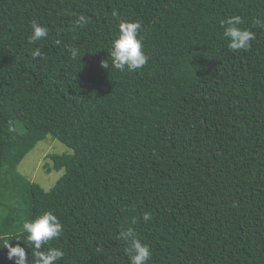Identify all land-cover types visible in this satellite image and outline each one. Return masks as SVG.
<instances>
[{
    "label": "trees",
    "instance_id": "obj_1",
    "mask_svg": "<svg viewBox=\"0 0 264 264\" xmlns=\"http://www.w3.org/2000/svg\"><path fill=\"white\" fill-rule=\"evenodd\" d=\"M233 15L256 34L247 52L223 38ZM257 19L264 0H0V233L51 210L58 264H129L127 227L147 264H264ZM33 20L49 34L29 44ZM120 21L142 25L150 59L136 72L100 66ZM48 136L73 150L49 154L48 172L65 169L50 190L19 167ZM0 264H13L6 250Z\"/></svg>",
    "mask_w": 264,
    "mask_h": 264
},
{
    "label": "clouds",
    "instance_id": "obj_2",
    "mask_svg": "<svg viewBox=\"0 0 264 264\" xmlns=\"http://www.w3.org/2000/svg\"><path fill=\"white\" fill-rule=\"evenodd\" d=\"M114 17H118L117 10L112 11ZM84 15L77 17L75 23L81 27L87 24ZM255 25L264 28V19L254 21ZM244 19L240 15H233L221 20L223 38L229 50L247 52L251 42L256 39V34L244 27ZM142 25L139 21H120L118 32L111 42V62L101 61L103 69H112L119 72H136L145 66L150 57L144 50L143 40L139 30ZM31 34L28 36V43L35 44L49 34L46 26L33 20L31 22ZM59 44L60 41H57ZM71 56L75 59L79 55L76 48L69 49ZM39 48L32 52V57H41ZM142 219L148 222L152 219L149 212L142 215ZM133 224L135 221L132 222ZM64 231L63 225L58 216L51 210H44L42 214L34 218L24 219L14 236L0 233V251L6 250V258L13 261V264H58L64 257V251L51 245V242L58 239ZM117 239L125 244V252L129 257V264H147L151 259L152 252L148 244L138 238L133 227L122 228Z\"/></svg>",
    "mask_w": 264,
    "mask_h": 264
},
{
    "label": "rangeland",
    "instance_id": "obj_3",
    "mask_svg": "<svg viewBox=\"0 0 264 264\" xmlns=\"http://www.w3.org/2000/svg\"><path fill=\"white\" fill-rule=\"evenodd\" d=\"M73 150L59 139L48 136L41 140L34 149L23 159L19 165L20 170L31 180L40 183L43 188L50 190L59 178L65 173V169L48 172V166L53 165L49 157L51 153H72Z\"/></svg>",
    "mask_w": 264,
    "mask_h": 264
}]
</instances>
